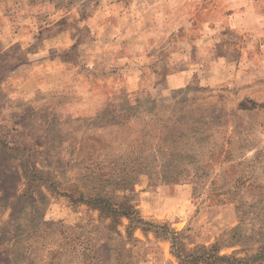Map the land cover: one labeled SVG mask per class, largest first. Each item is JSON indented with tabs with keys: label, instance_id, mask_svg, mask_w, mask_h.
Masks as SVG:
<instances>
[{
	"label": "rangeland",
	"instance_id": "obj_1",
	"mask_svg": "<svg viewBox=\"0 0 264 264\" xmlns=\"http://www.w3.org/2000/svg\"><path fill=\"white\" fill-rule=\"evenodd\" d=\"M220 1L0 0V264H264V0Z\"/></svg>",
	"mask_w": 264,
	"mask_h": 264
},
{
	"label": "crops",
	"instance_id": "obj_2",
	"mask_svg": "<svg viewBox=\"0 0 264 264\" xmlns=\"http://www.w3.org/2000/svg\"><path fill=\"white\" fill-rule=\"evenodd\" d=\"M183 1H187L186 3H188L191 0H183ZM242 2L243 0H221L220 5L221 7H224L223 11L225 12L239 11L241 7H243ZM138 32L141 33V28L138 30ZM142 33H146V32L142 31ZM139 38H145V34H139ZM136 44L139 45L136 50H139L141 49V47H144L146 43L140 41V44L139 43H136ZM131 45H133V43H131ZM138 55L139 57L142 56L141 53H138ZM37 62L40 63L39 66H36ZM27 64H28V69H26L25 71L22 69H19L18 68L20 67L19 65L9 71L10 76L12 77L26 78V80H24V82L21 85V87L25 86L23 90H20L21 93L19 95L21 96H25V95L28 96L32 92L37 90L38 88H42V86H45V84H47L49 81V80H46L45 77L62 76L64 67L66 65H69L67 61L62 60L60 58L59 54L53 55V56H48V55H43V56H38V57L34 56L33 58L32 57L29 58V60L27 61ZM44 65H47L48 67L44 68ZM39 77H44V80L41 82L37 81V78Z\"/></svg>",
	"mask_w": 264,
	"mask_h": 264
},
{
	"label": "trees",
	"instance_id": "obj_3",
	"mask_svg": "<svg viewBox=\"0 0 264 264\" xmlns=\"http://www.w3.org/2000/svg\"><path fill=\"white\" fill-rule=\"evenodd\" d=\"M87 204H91L95 207H98L102 210H106L110 216L116 214L122 215H133V212H128V208L118 205L113 208L110 204H103L101 206L102 200L100 198L91 200H84ZM164 226V225H163ZM218 246L213 244L210 248H205L204 246H196L194 249L189 251H184L182 247L175 246V243L172 241V250L175 256L179 259L180 264H242L243 261L235 260L231 257L225 255H219L217 252ZM260 258L259 254H256L250 257L251 262H254Z\"/></svg>",
	"mask_w": 264,
	"mask_h": 264
}]
</instances>
